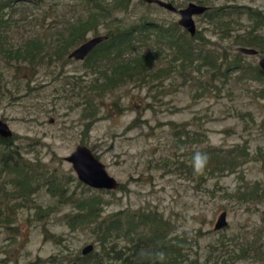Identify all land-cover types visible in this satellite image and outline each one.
I'll return each mask as SVG.
<instances>
[{
    "label": "rangeland",
    "instance_id": "1",
    "mask_svg": "<svg viewBox=\"0 0 264 264\" xmlns=\"http://www.w3.org/2000/svg\"><path fill=\"white\" fill-rule=\"evenodd\" d=\"M162 1L183 8L194 0ZM200 1L214 9L230 8L224 12L228 14L225 19L194 18L202 39L214 43L207 47L226 50L232 57L238 47H243L232 43L237 35L253 32L264 38V24L255 25L247 14L251 10L264 15V0ZM13 8L3 14L7 22L3 31L6 36L0 39L3 49L14 50L35 39L48 42L52 35L66 34L97 11L93 5L77 0H43L39 7L17 4ZM141 17L169 29L179 19L142 0H131L127 11L115 12L98 26L97 36H105L120 21L130 24ZM93 37L96 35L89 32L85 41ZM154 37L152 34V41ZM78 46L71 47L69 54ZM146 46L139 51H160V47L169 53L156 42ZM259 49L263 51L256 56L241 54L246 70L258 66L264 58V47ZM70 60L50 63L30 77L29 69H17L14 62L8 65L0 56V119L12 131L14 146L22 158L32 164L40 159L45 168L56 169L55 174L72 191L78 180L65 158L77 146H87L119 183L113 194L101 193L107 202L103 216L117 212L126 220L132 214L163 216L169 234L174 232L171 237L179 234L184 239L186 258L182 264H264L250 258L238 260L233 255L236 245L240 247L246 240L255 239L264 245L263 82L253 73L236 72L218 93L214 88L204 93L197 85L203 80L201 75L193 70L191 80L182 70L163 79L161 85L139 89L130 84L99 102L98 119L87 130L88 121L80 114L83 106H79L70 85L81 84L72 77L82 79V85L89 80L83 77L82 62ZM236 146L243 150L238 153L244 163L233 171L215 172L205 182L189 177L187 166H182L183 162L189 165L204 148L217 149L225 156ZM7 179L0 173V209L7 210L15 221L10 226L0 225V264H52L81 255L88 245L93 246V252L100 251L90 227L71 228L66 224L71 206L51 197L46 187L34 191L27 203L15 200L9 195L12 188ZM255 186L262 190L259 200L247 195H242L246 199L235 198L239 190ZM76 192L79 194L80 189ZM222 212L227 213L228 225L214 231ZM126 244L125 240L119 246Z\"/></svg>",
    "mask_w": 264,
    "mask_h": 264
},
{
    "label": "trees",
    "instance_id": "2",
    "mask_svg": "<svg viewBox=\"0 0 264 264\" xmlns=\"http://www.w3.org/2000/svg\"><path fill=\"white\" fill-rule=\"evenodd\" d=\"M43 0H0V39L5 38L7 29L4 22V11L12 10L17 4H25L30 7H39ZM86 5H93L97 10L90 14L85 21H81L71 28L66 34L53 35L48 42L30 40L16 49H3L0 42V56L6 64L15 63L17 69L30 70V77L44 66L55 65L59 62L70 63L68 58L69 49L78 46L85 41L86 34L93 32L98 35L97 29L100 24L108 20L115 12H125L131 0H77ZM248 17L255 25L264 24V15L258 11H248ZM228 14H211L209 19L224 18ZM114 21H120L115 19ZM6 26V27H2ZM111 25V24H110ZM180 30V31H179ZM155 35L152 41L151 35ZM107 40L98 45L82 62L84 76H88V82L80 78L72 77V80H79L81 84L70 85L71 91L83 106L82 117L87 120V130L98 119L100 103L107 96L114 94L117 90L128 85L142 89L144 87L161 85L172 74L186 71V76L194 79L191 71L195 70L202 77L200 86L204 93H209L213 88L216 93L223 89L234 73L247 71L253 73L258 81L264 84V72L258 66L246 70L242 62L243 56L236 52L232 57L226 50H215L214 45L203 40L200 33L191 37L187 32L181 30L176 24L170 29L168 26L150 21L146 18H139L135 23L124 24L123 21L113 25L105 34ZM1 41V40H0ZM164 45L168 50L152 51L141 53L142 45L149 46L151 42ZM200 42V43H198ZM209 43V44H207ZM236 46L253 47L257 53H262L264 38L253 32L237 35L232 42ZM234 45V46H235ZM254 49V50H255ZM189 71V72H187ZM79 77V76H77ZM195 82V81H194ZM70 83V82H69ZM197 82H195L196 84ZM71 84V83H70ZM73 84V82H72ZM69 85V84H68ZM31 91V89L29 88ZM2 92L0 90V99ZM116 106V104H114ZM13 137V136H12ZM217 149L204 148L202 154L208 159L202 172L197 173L193 161L187 165L186 173L194 180L205 182L208 176L215 172L223 174L226 171H233L239 168L244 162L240 161L238 152H243L240 146L230 150L227 155L219 154ZM196 153V152H195ZM194 153V154H195ZM250 154H244L249 156ZM194 156V155H192ZM36 164L29 163L22 158L20 150L14 146L13 140L0 138V173L8 177L7 184L11 186L9 195L23 203L29 201L34 191L46 187L51 197L57 198L58 202L71 206L72 213L66 215V224L69 227H90L94 235V242L99 246L100 251H92L87 255H76L70 260L60 262L52 261V264H182L185 261L184 239L179 234L171 237L167 221L163 216L155 213H143L141 215H129L127 220L121 217V213L103 216L104 206L107 202L101 196L113 194L111 191L94 190L76 181L74 189L70 191L66 183L59 179L54 171H50L41 165L40 159ZM213 163L217 166L213 167ZM71 179V178H70ZM78 180V179H77ZM75 182V180H70ZM35 186V187H34ZM80 189L79 194H76ZM92 193L90 196H85ZM260 190L257 186L252 190L238 191L235 193L237 200L246 199L247 195L252 200H259ZM15 206V205H14ZM39 207L36 209L38 211ZM8 210L12 211L10 207ZM15 221L14 217L7 214V210L0 209V225L10 226ZM12 222V223H11ZM128 227V228H126ZM145 229V232H142ZM140 230V231H139ZM126 240V246L120 247V243ZM258 240H246L244 245L234 243L233 255L237 259L250 258L264 263V245ZM239 247V248H238ZM51 260V259H50Z\"/></svg>",
    "mask_w": 264,
    "mask_h": 264
},
{
    "label": "water",
    "instance_id": "3",
    "mask_svg": "<svg viewBox=\"0 0 264 264\" xmlns=\"http://www.w3.org/2000/svg\"><path fill=\"white\" fill-rule=\"evenodd\" d=\"M143 1L146 3H155L158 6L169 11H175V8L171 4L162 2L160 0ZM206 10L207 8L199 7L192 3L188 4L185 9L179 11V26H181L191 37L195 36L196 27L193 21V16L202 15ZM106 40V36L93 37L75 48L69 54L68 58L77 62H83L98 45ZM237 51L246 56H256L258 54L256 50L247 47H238ZM258 67L261 71L264 72V58H261L259 60ZM12 136L13 133L10 130L8 124L0 119V138L11 139ZM65 161L71 165L78 181L85 186L94 190L103 191H116L119 188V183L116 181V179L108 174L105 165L87 146H77L72 151V153L65 158ZM226 218V212L220 213L218 218L216 219L213 230L221 231L226 228L228 225ZM262 220L264 222V215ZM92 251L93 246L88 245L83 248L82 254L87 255Z\"/></svg>",
    "mask_w": 264,
    "mask_h": 264
},
{
    "label": "flooded vegetation",
    "instance_id": "4",
    "mask_svg": "<svg viewBox=\"0 0 264 264\" xmlns=\"http://www.w3.org/2000/svg\"><path fill=\"white\" fill-rule=\"evenodd\" d=\"M142 1H143V0H142ZM160 1H162V0H160ZM143 2H144V1H143ZM162 2H165V1H162ZM144 3H146V2H144ZM165 3H169V4H171V5L175 8V11H169V10H166V9H164V8H162V7H160V6H158V5L155 4V3H146V4H147V5H151V6L158 7V8H160V9H164V10H166V11L172 13V14L178 15V17H179V19H178V21H177V25H178V26H179L178 22H179V20H180V14H179V11L185 9V8L188 6V4H190V3L195 4V5L199 6V7L207 8V10H206L202 15H199V16H193V21H194V18H195V17H205V18L209 19V17L211 16V14H216V15L224 14V12H226L227 9H230L229 7H223V8H219V9H214V8L209 7V6H206V5L204 4V2H203V1H200V0H194L193 2L189 1V2L186 4V6L183 7V8H177V7L175 6L176 4H173V3H171V2H165ZM235 9H236V8H235ZM226 13H227V12H226ZM213 20H214V19H213ZM209 21H211V20L209 19ZM194 23H195V21H194ZM179 27H180L182 30H184L181 26H179ZM195 27H196V25H195ZM184 31H185V30H184ZM185 32H186V31H185ZM196 33H199V32L197 31V29H196ZM195 35H196V34H195Z\"/></svg>",
    "mask_w": 264,
    "mask_h": 264
},
{
    "label": "clouds",
    "instance_id": "5",
    "mask_svg": "<svg viewBox=\"0 0 264 264\" xmlns=\"http://www.w3.org/2000/svg\"><path fill=\"white\" fill-rule=\"evenodd\" d=\"M207 155L206 154H202V153H197L194 157V167H195V171L197 173L202 172L204 167L206 166L207 163Z\"/></svg>",
    "mask_w": 264,
    "mask_h": 264
}]
</instances>
